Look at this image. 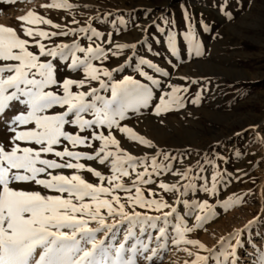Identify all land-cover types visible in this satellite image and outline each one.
Here are the masks:
<instances>
[{"label":"snow or ice","instance_id":"obj_1","mask_svg":"<svg viewBox=\"0 0 264 264\" xmlns=\"http://www.w3.org/2000/svg\"><path fill=\"white\" fill-rule=\"evenodd\" d=\"M254 3L216 0L214 22L179 0L177 23L151 0H45L0 24V264H264V210L211 247L193 238L253 195L243 145L142 131L222 91L185 69ZM249 129L233 136L264 145V123Z\"/></svg>","mask_w":264,"mask_h":264},{"label":"rangeland","instance_id":"obj_2","mask_svg":"<svg viewBox=\"0 0 264 264\" xmlns=\"http://www.w3.org/2000/svg\"><path fill=\"white\" fill-rule=\"evenodd\" d=\"M45 0H17L12 6L0 9V24L17 27L16 16L25 14L29 9H38ZM102 3L107 0H101ZM124 3L125 0H120ZM127 3L138 0H126ZM157 7L169 5L175 13L177 23H182L178 7L179 0H151ZM190 5L189 11L200 18L201 13L206 19L219 21L216 15V0H185ZM229 0H225L227 4ZM240 3L241 0H236ZM244 6L249 7V0H243ZM252 11L236 17L233 24L218 23L223 39L208 45L210 59L203 61L185 71H197L212 76L215 82L222 85V91L216 92L203 107L198 110L190 107L193 118L181 120L170 116L167 127L142 126V131L150 137L167 140L173 144L191 143L203 145L212 139H219L228 150L233 147L246 149V159L238 166L249 172V179L239 185L245 192L251 191L248 203L238 209L221 213L215 223L208 225V231H201L196 237L211 247L215 240L227 234L234 227H239L254 214L264 210V145L249 140L248 135L238 141L234 132L249 129V125L264 123V4L255 0L251 5ZM44 13L43 9H38ZM213 74H215L213 76ZM248 83V84H245ZM232 84L233 87H228ZM251 130L249 129V135ZM227 154V153H226ZM259 165L257 166V163ZM250 165V166H249ZM254 181V182H253ZM260 231L259 225L252 230L253 234ZM171 259L174 264H182L183 253L173 256L169 253L165 260Z\"/></svg>","mask_w":264,"mask_h":264},{"label":"trees","instance_id":"obj_3","mask_svg":"<svg viewBox=\"0 0 264 264\" xmlns=\"http://www.w3.org/2000/svg\"><path fill=\"white\" fill-rule=\"evenodd\" d=\"M245 84H248V83H245Z\"/></svg>","mask_w":264,"mask_h":264}]
</instances>
